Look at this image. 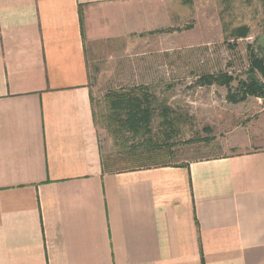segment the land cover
<instances>
[{
    "label": "crops",
    "instance_id": "crops-1",
    "mask_svg": "<svg viewBox=\"0 0 264 264\" xmlns=\"http://www.w3.org/2000/svg\"><path fill=\"white\" fill-rule=\"evenodd\" d=\"M155 1L0 0V264H264V118L227 156L102 166L86 44Z\"/></svg>",
    "mask_w": 264,
    "mask_h": 264
},
{
    "label": "rangeland",
    "instance_id": "rangeland-1",
    "mask_svg": "<svg viewBox=\"0 0 264 264\" xmlns=\"http://www.w3.org/2000/svg\"><path fill=\"white\" fill-rule=\"evenodd\" d=\"M150 3L120 9L139 13L151 8L152 19L132 27L138 32L86 44L102 159L121 171L243 151L247 132L255 134L251 123L259 119L262 124L264 118V77L256 71L251 76L249 70L252 53L264 58V0ZM241 27L248 29L246 37L235 35ZM150 31L157 33L146 34ZM208 76L213 77L209 86L202 83ZM242 83L256 86L259 96L244 100ZM137 86L147 87L155 98L150 133L124 128L125 116L117 119V111L105 101L112 91ZM162 104L170 110L163 117ZM164 117L173 126H163ZM146 147L157 149L143 152Z\"/></svg>",
    "mask_w": 264,
    "mask_h": 264
},
{
    "label": "trees",
    "instance_id": "trees-1",
    "mask_svg": "<svg viewBox=\"0 0 264 264\" xmlns=\"http://www.w3.org/2000/svg\"><path fill=\"white\" fill-rule=\"evenodd\" d=\"M157 33L155 31H150L146 34H154ZM249 31L245 27H241L239 29L235 30V35L239 37H246L248 35ZM237 37V38H239ZM250 75H255V71L260 73L262 77H264V58L259 57L256 54H251L250 56ZM251 79L254 80L253 77ZM213 81V77L208 76L204 79H202V83L206 85H210ZM244 83H242L241 87H244V100L247 95H255L259 96L257 93V87L256 86H250L246 87ZM91 96V95H90ZM92 101V98H91ZM105 101H108L113 107L114 110H116V118H120L122 116H125V120L121 121V125L129 130L130 132L134 134H140V133H150V118L151 114H154L155 110L152 107L153 101H155V98L151 93H149L147 87L137 86L126 90L121 91H112L109 93ZM170 113V110L162 104L160 106V113L159 115L166 116ZM163 126L171 127V122H167L165 117L163 119ZM138 136V135H137ZM166 138H169V136H166ZM209 139H204L203 142H208ZM147 149H143V152H155L157 148H151L146 147ZM145 150V151H144ZM155 150V151H154ZM102 166L104 170L112 171V165L108 164L107 161H104L102 159ZM125 171V170H121Z\"/></svg>",
    "mask_w": 264,
    "mask_h": 264
}]
</instances>
